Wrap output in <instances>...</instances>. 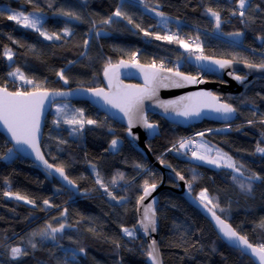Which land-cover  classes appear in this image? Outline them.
<instances>
[{
  "label": "trees",
  "instance_id": "1",
  "mask_svg": "<svg viewBox=\"0 0 264 264\" xmlns=\"http://www.w3.org/2000/svg\"><path fill=\"white\" fill-rule=\"evenodd\" d=\"M49 3L52 8L48 7ZM36 4L47 15L44 28L62 38L45 40L37 32L0 16V87L10 84L9 91H15L11 84L20 82L7 75L17 67L34 81L30 86L41 85L43 91H62L104 87V68L108 62L113 65L121 60L132 62L133 52L141 65L155 61L157 67L163 63L165 68L178 69L193 77L199 72L188 63L193 57L203 55L221 60L235 57L233 62L258 63L264 56V40L257 39L264 37V0H250L251 8L246 10L248 19L244 23L239 15H231L236 8L235 0H36ZM121 5L133 24L120 17H113L111 24L100 23ZM207 7L220 11L223 22L219 30H215L214 18L205 14ZM8 8L30 12L34 5L26 0H0V11ZM60 8L77 12L82 21L70 22L67 17L54 15ZM154 8L165 17L157 16L152 11ZM135 24L153 34L175 33L189 43L192 51L176 43L156 40L154 35L145 36ZM64 27L70 28L72 34L65 36ZM237 31L243 32L241 39L228 35ZM197 46L200 51L196 50ZM5 48L13 53L11 61L4 56ZM61 69L67 84L56 75ZM204 79L224 84L214 75L206 74ZM216 94L237 109L231 119L205 120L181 127L150 115L149 121L158 125L160 135L147 145L156 161L163 160L162 164L173 168L187 184L191 182L190 193L194 198L207 189L209 196L215 198L213 203L220 206L213 209L216 214L250 243L258 245L264 243V227H260L264 221V179L252 182V193L242 192L232 179L233 175L242 179L239 173L193 163L187 158L193 157L189 148L179 152L173 149L174 144L179 148L182 139L203 133L207 142L231 156L237 167L243 165L241 171L245 176L254 172L264 178V155L255 151L264 132V124L260 123L264 119V79H254L238 95ZM73 104L84 110L85 119L97 120L99 126L85 125L82 134L70 135L72 126L62 121L54 124L50 113L42 150L51 165L64 168L67 177L78 187V193L66 189L48 172L15 152L10 159H0V264H64L66 250L79 248L85 252L77 251L75 260L69 255V264H148V245L135 231L138 201L143 195L144 181L159 185L164 175L127 138L124 126L88 103ZM249 120L253 121L251 125ZM116 138L121 144L114 152L109 145ZM8 148L13 147L0 134V156ZM138 164L142 167L137 168ZM97 172L116 200L96 183ZM118 173H123V180ZM114 177L115 185L111 183ZM167 185L178 187L169 177ZM6 191L26 195L35 200V205L5 196ZM46 199L51 207L44 205ZM159 200V247L163 264H255L226 245L211 222L183 196L168 189L160 194ZM64 209L67 213L61 216ZM47 223L54 227L64 223L66 227L56 234L55 241L31 236ZM123 228L133 235H126ZM29 240L37 244L36 249L31 248ZM16 246L25 249L28 255L13 260L10 249Z\"/></svg>",
  "mask_w": 264,
  "mask_h": 264
},
{
  "label": "snow or ice",
  "instance_id": "2",
  "mask_svg": "<svg viewBox=\"0 0 264 264\" xmlns=\"http://www.w3.org/2000/svg\"><path fill=\"white\" fill-rule=\"evenodd\" d=\"M27 3L34 5L33 12L25 13L24 11H17L11 8H8L6 11H0V16H5L7 20L14 21L17 25H20L26 29H31L37 32L41 37L45 40H60L62 37L57 32H52L51 34L44 28L45 22V14L44 10L36 4V0H26ZM236 8L231 11V15L236 16L239 15L244 23L246 19H248L246 10L251 8L250 0H235ZM52 4L49 3L48 7L52 8ZM123 5L116 8V10L109 15L106 19L100 21L101 24H111L113 22V17H120L122 19L127 20L128 24H133V19L128 16L125 12L122 11ZM257 8L260 6L257 5ZM155 14L162 19L165 17V14L160 11H156V9H152ZM57 16L67 17L71 20L82 21V17L75 11L65 10L64 8H60L53 13ZM205 14L214 18L215 21V30H219L221 23L223 22L221 19L220 11L213 9L212 7H207L205 9ZM166 22V21H165ZM254 22V21H253ZM136 28L140 29V31L144 32L145 36L154 35L156 40H166L169 43L179 44L181 47L185 48L187 51H192L189 43H186L183 39H180L176 36L175 33L169 35H160L153 34L148 31H145L140 27L139 24L134 25ZM63 34L65 36L71 35L72 30L68 27H64L62 29ZM97 36L100 35L99 32L96 33ZM229 36L240 37L243 35V32L237 31L233 33H228ZM197 39H199L197 37ZM257 39L264 40V37H257ZM13 43H17V41H13ZM242 44V42H237ZM85 46H87L88 41H84ZM197 51H200L199 46H197ZM83 55V53H82ZM4 56L7 57L9 61L13 59V53L11 49L5 48ZM136 53L133 52L130 54L131 63L121 60L118 64L113 65L111 61L104 68V76L109 79V87H112V79L115 76L117 69L123 67H136L139 68L144 73L145 86L142 88L136 86H120L117 83L116 90L114 92H105L102 88L90 89L93 96L100 97L104 100V102L110 105L114 109H118L119 112H122L128 120V128L127 133L133 139H139V136L132 132V128L137 124H141L145 129L148 130H156L158 128L157 124L150 123L147 116L143 112L142 105L145 99H152L157 95V89L159 87H182L183 83H195L197 82L195 77L187 76L184 73L180 72L178 69L173 72V69L165 68L164 64L161 63L159 67L156 66L155 61L152 62L151 65H140L138 61L135 60ZM198 60H208L209 57L206 56H197ZM236 60L233 57V60H212L213 64L219 66V68L223 69L225 67L231 66L233 61ZM243 62L246 67L249 69H256L260 71H264V56L261 57L258 63L250 62L248 60L236 61ZM73 63V62H69ZM150 70H145V69ZM169 72L173 73L174 77L178 79H173L170 76H164L162 73ZM233 77L236 81L240 83H244L247 79L246 76L235 75L232 72L228 73ZM9 77H15L24 82V84H34L32 79H29L25 73L19 68H15L13 71H9L7 73ZM57 76L61 80L64 81L65 84L68 83L67 78L64 75V70L61 69L56 73ZM118 79V78H117ZM168 81V83H165ZM203 82V81H200ZM35 90L33 91H21L17 89L16 91H9L6 86L0 87V124L4 126L7 132L10 134L12 141L15 142V145H27L32 151L36 154V159L43 162V164L52 169L53 165L48 164L47 160L44 159V156L40 152L39 144H38V134L40 133V117L42 110L44 108V103L46 100H49L50 97H68L72 95L71 92H64L61 90H52V91H41L38 85H35ZM197 98V103L193 104H182L184 100H193V98ZM54 102V100L52 101ZM158 106L167 113L170 109L175 111L177 115L189 117V116H199L200 115V107H209L214 112L220 113L224 118L230 117L233 113L237 111L231 104L221 103L220 98L218 96L213 95L211 92H200L195 93L193 96L189 97H181L179 100H170V101H158ZM69 106L64 104L62 107L57 108V115L63 119L65 124L72 126L70 135L73 134H82L85 128V125H96L99 126L98 121L94 119H85L84 110L83 109H72L71 114L68 111ZM255 114V113H254ZM54 124H59L60 119H57L53 122ZM253 121L249 120L248 124H252ZM261 124H264V119L260 120ZM111 131V129H110ZM211 131V130H210ZM219 131V130H217ZM202 136L203 133H200ZM262 141L257 143L256 153L264 155V146H261L264 143V132L261 133ZM61 143H65V141H60ZM119 139H112L109 145V148L112 150H117L119 146ZM192 143L191 140H181L179 141V148H176V145H173V149L177 152L180 149H184L188 146V144ZM211 151V149L205 148L204 154H197L193 151V158L204 161L208 164H213L216 167H226L232 169L234 172L239 173L242 179H238L236 175L232 176L233 181H235L242 192L252 193L253 191V181L264 179L260 175L256 173H252L251 175L245 176L244 172L241 171L243 165L237 167L233 162L232 157L228 156L226 153H222L217 150L216 157L211 158L206 153ZM14 153V148H8L7 152L4 156H0V159H10L11 154ZM161 163H164L161 160ZM95 171V165L92 166ZM137 168L142 167L141 165H136ZM170 167V166H169ZM55 172L59 173L64 180L68 182V184L72 185L73 181L69 180L67 175H65V170L62 167H56L54 169ZM52 173H49L51 175ZM121 180L124 179L123 173L117 174ZM179 175V173H177ZM96 183L100 185L101 188L111 197V199L116 200L117 197L114 196L111 192L108 191V188L104 185L100 174L96 173ZM180 179H184L183 176H180ZM196 179L193 176V181ZM7 183V182H6ZM113 185L117 183L116 178L114 177L111 181ZM157 187L156 183H151L147 180L144 181L143 184V192L144 195L139 197V201L144 200V198L151 194V191L155 190ZM189 194L191 192L192 184L188 183ZM5 196L15 198L16 200H23L25 203L35 205V200L29 199L26 195H22L19 192H10L6 191L3 193ZM120 200L125 199L124 197H120ZM212 198L208 194V190L204 189L199 192L198 196L195 197V200L199 202L200 205L203 206L204 209H207L209 213H211L212 219L215 221L217 227L219 228L220 233L229 241L238 242L239 246L243 247V250L250 252V255L258 261V264H264V243H260L258 245H253L249 242L246 236L240 235L235 229L232 228L231 225L227 224L220 216L216 214L213 209L219 208L218 203H213ZM138 201V202H139ZM44 205L51 207L52 205L46 199L43 201ZM211 205V207H209ZM151 211V215L149 212ZM220 211H224L223 208H220ZM67 213V209H64L61 212V216H65ZM140 224L147 234L149 229L152 232L156 231V219L155 212L152 210V206L148 205L145 209L143 219L140 221ZM66 225L64 223H60L58 227H54L51 223H47L43 228H41L37 232L31 233L32 237L39 236L44 240H52L55 241L57 239V233H62L65 229ZM70 227V225H68ZM260 227H264V221L261 222ZM89 231H94V229H89ZM122 231L128 235L132 236L133 232L127 228H123ZM29 244L31 248L36 249L37 244L32 240H29ZM58 247H61L57 245ZM119 247V244H117ZM84 253V248H79L78 250H66L65 252V261L64 264H69V255L72 260H75L76 252ZM11 258L13 260L20 258L21 256L28 255V252L19 247H12L10 249ZM244 251H242V255ZM148 259L151 261V264H162L160 259L159 248L157 247V242L152 240V243L149 245V251L147 252Z\"/></svg>",
  "mask_w": 264,
  "mask_h": 264
},
{
  "label": "water",
  "instance_id": "3",
  "mask_svg": "<svg viewBox=\"0 0 264 264\" xmlns=\"http://www.w3.org/2000/svg\"><path fill=\"white\" fill-rule=\"evenodd\" d=\"M212 60H221V59L210 58L208 60H198L196 57L190 58L188 63L192 67L202 72L203 78L195 77L197 80V82L195 83L182 82L183 86L178 87V88L177 87H168V88L159 87L157 89V95L155 97H153L152 99H145L142 105V109L145 115L147 116L148 120H149L150 115H158L161 118L167 120L168 122L176 126L190 127L195 124H199L205 120L206 121H224L226 119H231L235 113H233L228 118H224L220 113H216L211 108L204 107V106L200 107L199 116H189L187 118L184 116L177 115L176 112L171 109L167 113H165L164 110L158 106V101L179 100L181 97L193 96V94L200 93V92H211L213 95L218 96L220 98L221 103H224L223 97L217 95L216 92L223 93V94L229 93L232 95H238L242 93L245 90V87L247 86V84L251 83L254 79L256 78L264 79V71H260L256 69H249L248 67L245 66V64L233 62L231 66L221 69L219 68L218 65L213 64L211 62ZM144 66H147V65H144ZM145 70H150V69L146 68ZM229 72H232L235 75H239V73H244L246 74L247 79L244 81V83H240L236 81L235 79H233V77L228 74ZM206 74L216 76L217 78L222 80L224 84L210 82L204 79V75ZM162 75L170 76L173 79H178L177 77L173 76V73L164 72L162 73ZM200 81H203V82H200ZM117 83H119L120 86H136V87L142 88L145 86L144 73L139 68H136V67H127V68L121 67L117 69L115 76L112 79V87H109V79L104 76V87H102V89H104L105 92H109V93L114 92L116 90ZM165 83H168V81H165ZM89 90L90 89H84V88H78L74 90H62L64 92H71L72 95L68 97H62V96L50 97L49 100L45 101L44 108L42 110L41 117H40V133L38 134L39 149L42 155L44 156L45 160L47 159L42 150V142L44 139V129L46 126L47 118L52 111L53 105L57 102H72V103L85 102V103H88L92 107L99 110L101 113L105 114L113 122L124 126L126 129L128 128L127 117H125L122 112H119L118 109H114L110 105L106 104L102 98L93 96L92 92ZM53 100L54 102H52ZM196 103H197V98L195 97L191 101L189 100L182 101V104L195 105ZM132 132L138 135L139 139H133L132 137L128 135V133L126 134L127 138L136 146V148L145 156V158L151 164H153L156 168H158L164 175L163 182L157 185L155 190L151 191V194L146 196L144 200L138 202V209H137L138 224L135 228V231L138 234V236H140L147 243L148 251H149V245L152 243V240H155L157 242V247L159 248V252H160V247H159L160 220H159L157 211H158V207L160 204V200H159L160 194L163 191L169 189V190H174L176 193L183 196L189 202L190 205H192L197 210H199L211 222L219 238L226 245H228L229 247L237 251H240L241 253L242 251H244L245 256L250 258L255 264H258V261L256 260V258L252 257L250 255V252L243 250V247L239 246L238 242H232L223 237L215 221L212 219L211 213H209L207 209H204L203 206L200 205L197 200H195V198L192 196L191 193L189 194V188H188V184L186 180L180 179V175H177V172L173 168L156 161L152 157V154L147 144L155 136L160 135L159 128L152 131V130L145 129L141 124L137 123L132 128ZM0 134L5 136L8 142L14 148V152L16 154L32 162L36 166L45 170L46 172L52 173L51 176H53V178H55L63 187H65L66 189L72 192L78 193V187L74 183L72 185L68 184V182L59 175V173L54 171V169L56 168L55 166H53L52 169L47 168L43 164L42 161L36 159V154L27 145H15V142L12 141L10 134L7 132V130L4 128L2 124H0ZM48 164L50 163L48 162ZM65 175H67L66 172H65ZM167 177L173 180L177 184L178 187L171 188L170 186H168ZM143 195H144V192H143ZM148 205H151L152 210H154L155 212L156 231L152 232L151 229H149V232L146 234L140 224V221L143 219L145 209L148 207ZM149 214L151 215V211L149 212ZM225 222L229 224L227 221ZM160 259L163 264L161 252H160ZM147 263L151 264V261L147 259Z\"/></svg>",
  "mask_w": 264,
  "mask_h": 264
},
{
  "label": "rangeland",
  "instance_id": "4",
  "mask_svg": "<svg viewBox=\"0 0 264 264\" xmlns=\"http://www.w3.org/2000/svg\"><path fill=\"white\" fill-rule=\"evenodd\" d=\"M17 11H22V10H17ZM25 12V11H24ZM30 12H33V11H30ZM26 14L27 13H29V12H25ZM46 18H47V15L45 14V21H46ZM67 20H69L70 22H73L71 19H67ZM241 37L242 36H240V37H237V38H239V39H241ZM235 40V39H234ZM238 39H236V41H237ZM13 71V70H12ZM195 77H197V78H203V73L202 72H198V74L195 76ZM11 78H14V77H11ZM20 82H23V81H21L20 80ZM24 83V82H23ZM31 85V84H30ZM35 85H32V86H30L29 87V90H35V87H34ZM39 86V89L40 90H42V86L41 85H38ZM64 104H67L68 106H69V108H68V111H69V114H71V110L72 109H79V107L78 106H76V105H74L72 102H57V103H55L54 105H53V108H52V111H51V113L53 114V116H54V121L55 120H57V119H60V121H62L63 122V119L62 118H60L58 115H57V108H59V107H62ZM120 141V140H119ZM197 141H198V147H197V154L199 155V154H204V149L205 148H208V149H211V151H209V152H207L206 154L209 156V157H211V158H215L216 157V153H217V150H219L220 152H222V153H225L223 150H221V149H219V148H217V147H215V146H212V145H210L208 142H207V140L205 139V137L202 135H199L198 137H197ZM120 144H121V141H120V143H119V146H120ZM118 146V147H119ZM188 148H189V146H188ZM185 149H187V147L185 148ZM112 150V149H111ZM118 150V149H117ZM117 150H112V151H117ZM227 154V153H226ZM228 155V154H227ZM229 156V155H228ZM231 157V156H230ZM187 158L189 159V160H191L193 163H196V164H199V165H204V166H207V167H212V168H215V169H221V168H226V167H216L215 165H213V164H208V163H206V162H204V161H200V160H197V159H195V158H193V157H189V156H187ZM232 160H233V162L236 164V161L232 158ZM237 166V165H236ZM227 169H229V168H227ZM232 170V169H231Z\"/></svg>",
  "mask_w": 264,
  "mask_h": 264
},
{
  "label": "built area",
  "instance_id": "5",
  "mask_svg": "<svg viewBox=\"0 0 264 264\" xmlns=\"http://www.w3.org/2000/svg\"><path fill=\"white\" fill-rule=\"evenodd\" d=\"M200 72V71H199ZM12 88L16 91L17 89L21 91L29 90L30 85L29 84H24L23 82H17L11 84ZM7 88H10V84L6 85ZM184 140H191L192 143L189 144V154L192 156L193 151L197 153V147H198V141L196 139V136L186 138Z\"/></svg>",
  "mask_w": 264,
  "mask_h": 264
},
{
  "label": "crops",
  "instance_id": "6",
  "mask_svg": "<svg viewBox=\"0 0 264 264\" xmlns=\"http://www.w3.org/2000/svg\"><path fill=\"white\" fill-rule=\"evenodd\" d=\"M188 146H189V144H188ZM188 146H187V149H188ZM187 149H185V148H184L183 150H185V151H186Z\"/></svg>",
  "mask_w": 264,
  "mask_h": 264
}]
</instances>
